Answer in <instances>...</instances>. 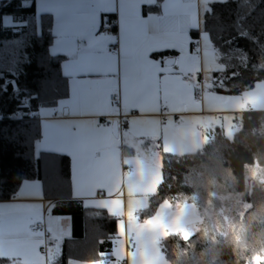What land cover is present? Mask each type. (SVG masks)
Wrapping results in <instances>:
<instances>
[{
  "label": "trees",
  "instance_id": "trees-1",
  "mask_svg": "<svg viewBox=\"0 0 264 264\" xmlns=\"http://www.w3.org/2000/svg\"><path fill=\"white\" fill-rule=\"evenodd\" d=\"M159 1L145 9L156 11ZM242 2L216 3L214 15L203 20L212 43L227 53L219 61L227 72H217L212 82L221 94H239L264 81V0L238 7ZM249 5L258 6L252 11ZM249 11L248 38L242 39L233 21ZM52 22L50 13L36 15L34 0H0V68L7 73L0 76V200L14 197L25 180L41 182L42 196L55 200L51 214L71 222V234L58 240L52 264L99 260L101 253L106 259L116 218L71 199L70 158L38 149L35 110L68 94L64 57L49 55ZM160 171L138 218L151 217L163 202L192 204L200 218L187 238L173 233L159 240L167 264H253V257H264V111L245 113L231 137L215 131L193 153H161Z\"/></svg>",
  "mask_w": 264,
  "mask_h": 264
},
{
  "label": "crops",
  "instance_id": "crops-1",
  "mask_svg": "<svg viewBox=\"0 0 264 264\" xmlns=\"http://www.w3.org/2000/svg\"><path fill=\"white\" fill-rule=\"evenodd\" d=\"M159 2L156 11L153 9L147 10L144 7L142 10L143 17L147 18L149 14L161 16L167 6L173 12V23L178 30L180 26V18L176 15L178 6L171 4L170 0ZM45 4L46 0H34L36 14L38 12L49 13L45 11ZM67 5L69 7L75 6L71 3V0H67ZM96 7L103 9L105 6L97 5ZM197 7L200 8L202 17L200 27L199 29H187L186 34L191 40L198 39L203 45L207 43V41L200 39L204 31L203 8L207 5H198ZM50 14L53 18L51 33L54 35L50 52H55V55L64 57L61 62V71L68 82V94L53 106L38 107L35 110V114L40 121L41 133L38 149L67 154L70 158L71 199L79 200L87 207L104 209L116 218L111 256L105 259L107 264H112L111 261L120 262L121 264H167L164 255L157 246L159 240L167 234L186 233L189 230L188 226L192 223H198L200 218L194 205L171 206L168 202L161 203L151 217L144 220L138 218V212L148 206V197L161 180L160 154L193 153L202 148L203 144L209 140L215 131H222L226 137H231L239 127L245 113L254 110L264 111V81L257 82L253 88L239 94H221L212 90V82L217 72L201 71L197 77L199 83L194 93L196 97L195 108H191L190 104H185L183 106L191 110L171 114L165 113L163 116L156 117L161 121L165 118L166 123L173 121L174 117H179L182 121L188 122L183 130L176 135L174 141H167L170 149L168 152L164 151L166 141L163 127L161 128V135L157 139L144 136L133 141L135 133L150 131L155 127L154 124L142 120L139 112L133 110L128 116L121 113L123 120L128 121L127 127L120 132L121 137L125 131H128V140L117 137L118 149L115 154H111L108 148H102V152L106 154H98L96 162L89 168L87 159L83 157L79 159L73 148L55 140L58 135L57 126L94 124L97 121L100 123L101 118L114 119L116 117L103 116L89 119L77 116L74 106L83 96L88 94L89 85H100L105 83L107 79H111V90H117L118 80L122 82L125 77L123 58L125 51L132 46L134 29L130 26L126 13L123 15L119 12L103 13L100 14L98 20L90 21L93 25L98 24L105 35L107 34L103 31V24L109 19L115 22L116 35L111 37L113 41L118 40L119 43H110L108 47L110 49L115 47L116 52L120 53L119 67L116 62L117 55L112 56V71L114 73L118 72V77L114 75L104 80L95 77L91 80L87 77L80 79L69 68V65L73 62V57L68 52L67 46L62 44L57 36L55 13ZM174 58H178V55L173 50L163 53L154 52L149 56L152 63ZM163 67L167 68L168 65L165 63ZM138 74L143 75L142 64L139 67ZM128 75L129 79L134 82L135 71L133 68H129ZM78 85L81 86L79 92L76 91ZM210 97H219L220 99L216 103H212ZM134 120L137 121L135 125H133ZM101 126L103 127V125ZM125 161H131L132 163L125 164ZM141 161L144 165L143 172L138 163ZM129 173H134V175L130 178ZM42 195L41 182L25 180L14 197L0 200V208L6 212L10 209L17 210L18 216L21 218L30 214L31 223L38 218L44 220L45 233L30 231L33 251L30 252L29 259H36L37 257L47 259L42 252L44 241L52 238L60 240L71 234L70 218L67 216H53L51 210L55 200L46 199ZM130 212L132 213L131 217L129 216ZM148 220H159L163 226L153 228L145 223ZM130 232L136 234L137 249L135 251H129L126 247L125 238ZM56 247L50 249L51 256L56 252ZM0 254L11 257L16 253L11 250V246L6 242ZM12 264H16V261H12ZM68 264H87V262L70 260Z\"/></svg>",
  "mask_w": 264,
  "mask_h": 264
},
{
  "label": "snow or ice",
  "instance_id": "snow-or-ice-1",
  "mask_svg": "<svg viewBox=\"0 0 264 264\" xmlns=\"http://www.w3.org/2000/svg\"><path fill=\"white\" fill-rule=\"evenodd\" d=\"M228 2L229 0H170L171 4L178 6L176 15L180 18V26L177 30L173 23V12L167 6L161 16L149 14L147 18L143 17V8L157 5L158 0H71L74 7H69L67 0H46L45 11L55 13L57 36L60 42L67 46L68 52L73 57L69 68L80 79L87 77L91 80L95 77L104 80L114 75L118 77V72L112 71L113 57L108 45L113 42L119 43V41H113L111 36L105 35L100 30L98 24L93 25L90 21L98 20L100 14L103 13L119 12L121 15L126 13L129 24L134 29L132 46L125 51L123 58L125 77L122 82L118 80L117 90L115 92L111 90V79H107L100 85H89L88 94L74 106L76 115L89 119L120 116L121 113L128 116L135 110L139 112L142 120L154 124L155 127L150 131L135 133L133 141L144 136L157 139L163 127L166 141L164 151L168 152L170 149L167 141H174L176 135L188 122L181 121L178 126L173 121L165 123L156 117L163 116L165 113L191 110L185 108L183 106L185 104H190L191 108H195L194 93L199 83L197 77L201 71L227 72L226 65L219 62L227 53L212 43L206 28L200 39L207 43L201 45L198 41L195 48L189 47L192 40L186 34V30L200 27L202 17L198 5H207L203 8V20L206 23L207 16L214 15L216 3ZM246 4H249V0H243L237 6L244 7ZM97 5L105 7L101 9L96 7ZM249 6L254 11L258 5ZM252 11L236 17L233 21L234 28L238 30V36L242 39L248 38L245 22L252 15ZM168 50L177 53L178 58L166 62L161 60L159 63H152L149 60L150 54L163 53ZM49 55L54 56L55 52H50ZM244 59L247 60L246 55ZM116 62L119 67V52ZM26 63H31V59L29 58ZM165 63L168 65L167 68L163 67ZM141 64L143 75L138 74ZM129 68L135 71L134 82L129 79ZM233 75H235L234 72ZM0 76L7 78V73L3 68H0ZM3 83L4 80L0 79V91H4ZM80 87L77 86V92ZM219 99V97H210L212 103H216ZM136 123L137 121L134 120L133 125ZM127 125L128 121L125 120V126ZM118 127V122L114 125L112 120H109L107 126L103 127L98 121L87 125L57 126L58 135L55 140L73 148L79 159L81 157L87 159L90 168L96 162L98 154H106L102 152V148H108L111 154H115L118 149L116 138L121 137V133L117 130ZM128 136L129 132L125 131L121 138L128 140ZM131 163V161H125V164ZM138 163L143 172V162ZM132 175L134 173H129L130 178ZM129 216H132L131 212ZM145 223L153 228L163 226L159 220H148ZM30 228V214L21 218L17 210L10 209L6 212L0 208V251L7 242L11 250L16 253L11 257L0 254V264H12V261H16V264H52L51 255L47 256V259L28 258L30 252L33 251ZM100 256L99 260L89 261L87 264H107L104 254L101 253ZM253 262L264 264V257L255 256ZM57 264H64V262L57 261Z\"/></svg>",
  "mask_w": 264,
  "mask_h": 264
},
{
  "label": "built area",
  "instance_id": "built-area-1",
  "mask_svg": "<svg viewBox=\"0 0 264 264\" xmlns=\"http://www.w3.org/2000/svg\"><path fill=\"white\" fill-rule=\"evenodd\" d=\"M103 31L109 36L116 35L115 22L112 19L107 20L103 24ZM198 41H199L198 39L192 40V43L190 44V48H195ZM110 50H111L112 56L117 55L115 47H112ZM113 92H115V91H113ZM109 120L116 121V123L118 122V124H119L118 131L119 132H121L122 130H124L127 127V126H125V120H123L122 114L120 116H116L114 119L101 118L100 124L103 126H107V122ZM162 121H164L166 123L165 118H163ZM181 121L182 120L179 117L173 118V122H175L176 124L181 123ZM127 170L129 171L130 169H127ZM43 222H44L43 218L42 219L38 218L35 221H33L31 223L30 231L33 233H45V225ZM125 243H126V247L128 248L129 251H135L137 249L136 234L133 232L128 233V235L125 238ZM57 244H58L57 238H52L51 240L46 239L44 241L43 247H42V252H43L45 258H47V256L51 255L50 249L55 248ZM111 263L112 264H121L120 262H115V261H111Z\"/></svg>",
  "mask_w": 264,
  "mask_h": 264
},
{
  "label": "rangeland",
  "instance_id": "rangeland-1",
  "mask_svg": "<svg viewBox=\"0 0 264 264\" xmlns=\"http://www.w3.org/2000/svg\"><path fill=\"white\" fill-rule=\"evenodd\" d=\"M39 14H41L40 12H38L36 15L37 16H39ZM189 228V230L186 232V233H183V235L185 236V235H187V236H189V235H191V233L193 234L194 232H195V230H197V228H198V225H197V223H192L190 226H188Z\"/></svg>",
  "mask_w": 264,
  "mask_h": 264
},
{
  "label": "water",
  "instance_id": "water-1",
  "mask_svg": "<svg viewBox=\"0 0 264 264\" xmlns=\"http://www.w3.org/2000/svg\"><path fill=\"white\" fill-rule=\"evenodd\" d=\"M168 60H169V59H168ZM168 60H166V61H168ZM166 61H165V62H166ZM166 64H167V63H166ZM113 124L115 125V124H116V121H113ZM260 182L263 183L264 180L262 179V180H260ZM250 193H251V189H250ZM253 264H254V262H253Z\"/></svg>",
  "mask_w": 264,
  "mask_h": 264
}]
</instances>
